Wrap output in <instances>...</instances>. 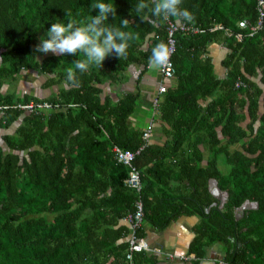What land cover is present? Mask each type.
<instances>
[{
  "label": "trees",
  "instance_id": "obj_1",
  "mask_svg": "<svg viewBox=\"0 0 264 264\" xmlns=\"http://www.w3.org/2000/svg\"><path fill=\"white\" fill-rule=\"evenodd\" d=\"M95 2L0 0V104L53 106L0 112L6 126L18 121L0 145V264H125L129 226L123 218L139 197L142 223L158 229L179 216L199 217L191 264L217 243L229 264H264V5L263 25L249 36L258 0H183L181 7L194 16L185 22L201 31L175 34L177 84L158 102L165 138L155 143L143 139L146 127L130 125L139 89L114 100L104 85L123 82L131 63L149 66L152 48L167 34L162 18L142 20L138 0H112L116 16L106 23L119 26L127 18V30L139 39L125 57H106L102 67L77 72L74 82L66 69L78 53L34 52L52 23L67 22V12L77 20L96 15ZM216 24L222 28L213 29ZM213 42L227 49L222 78L207 54ZM32 69L46 74L44 86L56 91L45 97L2 92L18 71ZM115 148L134 152L139 192L126 185L130 168ZM209 178L228 193L221 208L212 205ZM245 200L258 207L236 219ZM153 255L133 252L132 262L152 264Z\"/></svg>",
  "mask_w": 264,
  "mask_h": 264
},
{
  "label": "clouds",
  "instance_id": "obj_2",
  "mask_svg": "<svg viewBox=\"0 0 264 264\" xmlns=\"http://www.w3.org/2000/svg\"><path fill=\"white\" fill-rule=\"evenodd\" d=\"M183 0H138L135 11L142 20L155 23L153 17L167 21L174 18L177 23L194 20L187 8H182ZM91 9H98L96 15L77 20L67 12V22L58 20L47 29L45 36L40 38L34 52L54 55L79 54L72 66L66 69L67 79L76 80V74L86 73L93 67H102L106 57L115 55L123 58L132 42L139 39V34L127 30L129 21L124 18L119 26L106 22L110 15L116 16V5L112 0H96ZM172 55V48L166 42L157 43L149 57V67L153 71L165 68ZM158 107L154 108L155 110Z\"/></svg>",
  "mask_w": 264,
  "mask_h": 264
},
{
  "label": "crops",
  "instance_id": "obj_3",
  "mask_svg": "<svg viewBox=\"0 0 264 264\" xmlns=\"http://www.w3.org/2000/svg\"><path fill=\"white\" fill-rule=\"evenodd\" d=\"M226 53L227 49L224 47V45L217 44L215 42L209 44L207 54L211 58L214 73L219 78L224 77L226 72V68L223 65V60L226 56ZM137 65H139L140 68L136 72L135 70H132V76L130 79L127 77L128 75L126 74V69L124 72V75H126L127 77L126 81L124 80L123 82L114 84L107 82L104 85L105 93L110 94L112 98L116 100L117 96L119 94H122L124 91H132L136 88L139 89L140 96L137 101L135 112L129 118L130 125L145 128L148 122L152 121L155 129L153 130L150 137L151 139L149 141L159 143L160 141L164 140L165 137L159 130V108L155 110L154 114L152 101L155 97L159 98V102L160 100H162L165 91H158V87L161 83H163L166 88H174L177 84V78L176 76H173L169 79H163L161 78L159 71H153L149 68V66L144 67L140 64ZM25 93L31 92H23L20 95H23ZM208 101H210V98L203 101V103L205 104ZM17 124L18 123H12L6 126L5 120L1 118L0 114V145H4L3 136L6 134H12L15 131ZM157 125L158 127L156 129ZM204 154L206 155L207 153ZM198 222L199 217L197 215L179 216L176 220L172 221L163 229H158L150 225L148 222H143L142 237L150 247L157 248L161 252H163L162 254L153 253L155 254L153 255V258L155 259H153V261L155 263L152 264H191V258H193V254H188V250L189 244L194 234L193 228ZM165 253H171L174 256L170 258L166 256ZM221 258V249L214 248L213 246L206 250L205 255L201 257L198 264H218V260Z\"/></svg>",
  "mask_w": 264,
  "mask_h": 264
},
{
  "label": "built area",
  "instance_id": "obj_4",
  "mask_svg": "<svg viewBox=\"0 0 264 264\" xmlns=\"http://www.w3.org/2000/svg\"><path fill=\"white\" fill-rule=\"evenodd\" d=\"M263 5H264V0H258L259 17L257 19V22L254 25L250 26V32L248 33L249 36H252L254 33H256V31L259 30L263 25V9H262ZM164 22L166 25V32H167L164 42L169 44V46L172 48V54L175 51V44H176L175 34L176 33L186 32V31H192L196 33V32L201 31V29L195 28L192 25L187 24L185 21L182 23H177L175 20L170 18L167 21L164 20ZM216 28H222V26L216 24L213 27V29H216ZM236 36L239 39L241 38L240 33H237ZM171 57H170V61L168 65L165 68L159 70V74L161 78L163 79H169L173 77L174 75L175 69H174V64H173ZM158 91L159 92L166 91V86L163 83H161L158 87ZM158 102H159V98L155 97L152 101L154 108L158 107V104H159ZM55 106H57V104H55ZM10 107L19 108V109L35 110V112H37L38 111L37 109L39 110L44 109V108L46 109V108H51L53 106L51 103L47 101L34 102L31 100L26 103H17L12 106L0 104V112ZM150 134H151V126L149 125L148 127H146L145 131L143 132V139L148 141ZM115 150L118 152L119 160H121L123 164L127 165L130 168L129 173H128L129 176L125 179L126 185L129 187L135 188L139 192L142 184H141V180L139 176L140 171L136 169L135 166L132 165V160L134 158V152H131L128 150L122 152L118 150L117 148H115ZM139 150L140 148L137 150V152H139ZM134 206H135L134 210L127 212L123 218L124 222L127 223L129 226V231L127 234L128 247H127V252L125 254V259H126L125 264H133L132 262L133 252L146 251V252L158 253V254L163 253L157 248L150 247L149 244L144 240V238L142 236H139L138 233H139V230L142 229V221H143V203L140 197L135 200ZM165 255L170 258L174 256L171 253H165ZM218 264H229V263L223 261L222 259H219Z\"/></svg>",
  "mask_w": 264,
  "mask_h": 264
},
{
  "label": "rangeland",
  "instance_id": "obj_5",
  "mask_svg": "<svg viewBox=\"0 0 264 264\" xmlns=\"http://www.w3.org/2000/svg\"><path fill=\"white\" fill-rule=\"evenodd\" d=\"M139 68H140L139 65H137L136 63H131L130 66H128V68H127V73H126L128 75L127 77L130 79L132 76L131 75L132 70H135V72H136ZM127 77L125 75V78H124L125 81H126ZM47 80H48V76L46 74L41 73L39 71H35L34 69L25 70V71L21 70V71H18L15 80L8 81L3 85L2 91H3V93H15L17 95H20L23 92H31L33 94L40 96V97H45V96L49 95L50 92L56 91L55 85L44 86V84H45V82H47ZM156 90H157V88H156ZM155 93H156V91H155ZM154 114H155V109H154ZM14 123H18V121L14 122ZM149 125L151 126V129L155 128L152 121H149L146 127H148ZM157 127H158V125L156 126V129H157ZM10 133H12V132H10ZM151 135H152V130H151L150 137H151ZM150 137H149V139H151ZM213 246H214V248H219L222 250V245L219 243H217Z\"/></svg>",
  "mask_w": 264,
  "mask_h": 264
},
{
  "label": "water",
  "instance_id": "obj_6",
  "mask_svg": "<svg viewBox=\"0 0 264 264\" xmlns=\"http://www.w3.org/2000/svg\"><path fill=\"white\" fill-rule=\"evenodd\" d=\"M208 189L211 193V195L216 198L217 201L213 202L212 205H218L219 208H221L224 204V202L227 199L228 193L225 190H222L217 183V180L215 178H209L208 180ZM258 207L257 201H250L245 200L238 208H237V215L235 218H239L243 211L246 209H255ZM209 208L206 209L208 211Z\"/></svg>",
  "mask_w": 264,
  "mask_h": 264
}]
</instances>
